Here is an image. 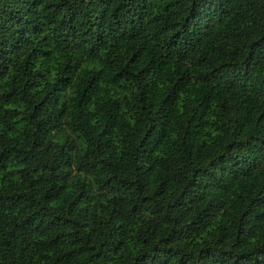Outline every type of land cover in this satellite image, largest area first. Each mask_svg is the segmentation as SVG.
Returning a JSON list of instances; mask_svg holds the SVG:
<instances>
[{
    "label": "trees",
    "instance_id": "trees-1",
    "mask_svg": "<svg viewBox=\"0 0 264 264\" xmlns=\"http://www.w3.org/2000/svg\"><path fill=\"white\" fill-rule=\"evenodd\" d=\"M0 264H264V0H0Z\"/></svg>",
    "mask_w": 264,
    "mask_h": 264
}]
</instances>
